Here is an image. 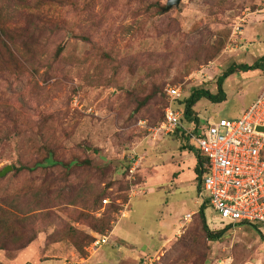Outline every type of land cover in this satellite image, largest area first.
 Segmentation results:
<instances>
[{
  "label": "rangeland",
  "instance_id": "obj_1",
  "mask_svg": "<svg viewBox=\"0 0 264 264\" xmlns=\"http://www.w3.org/2000/svg\"><path fill=\"white\" fill-rule=\"evenodd\" d=\"M27 1L29 14L0 0V50L16 57L13 64L0 52V170L11 167L0 201L30 203L34 216L24 240L11 237L14 245L0 250V264H264V226L226 225L199 191L185 154L195 144L149 131L162 120L167 88H178L172 105L183 110L193 89L216 94L229 66L264 55L263 1L181 0L167 12V0ZM251 18L260 34L247 43L241 26ZM262 86L263 73H234L223 82L226 99H200L198 124L184 126L200 132L239 118ZM46 156L74 164L21 169ZM37 186L60 193L35 200L25 191ZM99 189L106 204H94ZM202 198L209 230H224L217 241L202 228ZM103 217L112 237L94 231Z\"/></svg>",
  "mask_w": 264,
  "mask_h": 264
},
{
  "label": "built area",
  "instance_id": "obj_2",
  "mask_svg": "<svg viewBox=\"0 0 264 264\" xmlns=\"http://www.w3.org/2000/svg\"><path fill=\"white\" fill-rule=\"evenodd\" d=\"M165 95L168 104L163 119L149 131L156 137L181 129L190 136L207 160L200 191L221 222L232 228L243 224L264 226V89L239 118L208 123L200 132L182 126L181 112L172 105L180 97L178 88H167ZM105 242L106 237H102L96 244Z\"/></svg>",
  "mask_w": 264,
  "mask_h": 264
},
{
  "label": "trees",
  "instance_id": "obj_3",
  "mask_svg": "<svg viewBox=\"0 0 264 264\" xmlns=\"http://www.w3.org/2000/svg\"><path fill=\"white\" fill-rule=\"evenodd\" d=\"M16 1L19 3L20 7L27 9V11H26L27 14L32 12L31 11L32 7L30 6V4H28L27 0H16ZM35 4H37V3L35 2ZM1 31L3 32V30H1ZM14 48L16 49L15 46H14ZM0 52L1 53L4 52L5 54L7 53L6 55H8V57L11 59L10 63L16 64L15 63L16 57L13 55V53L10 49L5 50V51L0 50ZM16 52L21 53L17 49H16ZM59 52H60V49H58V51L56 53H59ZM255 70L264 74V55H262L259 58H256V60H254V62L251 64L241 63V64L229 66L225 70V72L222 75H220L216 80V86H217L216 94H211L209 91L204 90V89H193L187 98H185L184 100L179 102L180 105L183 106V110L176 108L177 110H179L181 112L182 126L185 129H187L184 126V124H186V125H193V124L197 125L198 124V118H197V115H196L194 108L200 99L205 98V99H208V100L215 102V103L223 102L226 99V94L223 90L224 79L228 78L229 76H231L237 72L246 73L248 71H255ZM162 119H163V117H162ZM193 130L195 132H198L196 130V127ZM175 133H180V134L184 135V137H186L187 140H189V135L186 134V132L184 130L177 129ZM187 150H188V153L193 154V156L196 159V164L194 167V173L196 175V181L199 183V191H200V189H201V187H200L201 186V184H200L201 177H202V175H204L207 172V160L199 152V150L196 147L188 146ZM84 162H86V161H84ZM73 164H74V162L64 164V163H61L59 161L53 160L52 156H46L42 162H37L32 168L23 167L21 169L32 171L36 168L61 165L64 167V169L66 171H68L70 169L71 165H73ZM68 187L71 188L72 184L68 185ZM25 192H27V195L28 196L30 195L31 198L35 199V200H56V198L58 197V195L60 193L59 190H57V192L54 193L53 190H51L47 186H45V187L37 186L35 188H32L29 192H28V190ZM27 195H21L20 197H27ZM105 196H106V192H104L103 189H99V190L95 191L94 204L100 205L101 200ZM19 202H20V200H16L15 197L14 198H12V197L4 198V199H1V201H0V250H5L6 247H8L10 245H14V244H11L9 242L10 239H12L13 237H15V241L22 242L25 238L24 231H25V228L27 227V222H30L32 216H34V215H31L32 209L29 208L30 203L20 204ZM205 204H206V201H203V204L198 211V215L202 219V222H203L202 228H203L204 232L206 233V236L209 240L217 241V240L222 238V236L224 234V230L216 231V232H212L209 230V228L206 224V221H205V217H204ZM26 207H28V209ZM16 226L19 227L18 230L16 231V233L18 235H16V233L14 232V227H16ZM93 228L95 229L94 231L97 232L98 234H101L102 232H104L105 229H107L109 231L112 230V227H110V224H109V219L105 218V217L101 218L100 220H96L95 223L93 224ZM32 241H33L32 238L27 239L26 243L24 245H21L17 249L18 250L23 249L24 247L28 246ZM263 241H264V239H263ZM263 244H264V242H263Z\"/></svg>",
  "mask_w": 264,
  "mask_h": 264
},
{
  "label": "crops",
  "instance_id": "obj_4",
  "mask_svg": "<svg viewBox=\"0 0 264 264\" xmlns=\"http://www.w3.org/2000/svg\"><path fill=\"white\" fill-rule=\"evenodd\" d=\"M253 18H251L250 20H248L247 21V23H246V25H244V26H241V39H245V41L247 42V41H250L251 39H253V37H255L254 35L255 34H260V33H258V30H259V28L260 27H258V26H256V24H255V22H254V20H252ZM248 43V42H247ZM246 44V43H245ZM253 45V44H252ZM253 47H254V45H253ZM252 53L251 52H246V54H245V56L246 57H252ZM263 55V53H261L260 55H258L257 57L259 58V57H261ZM264 89V86H262L260 89H259V91H258V93L255 95V98H254V100L256 99V97L262 92V90ZM253 100V101H254ZM245 111V109L241 112V114L243 113ZM240 114V115H241ZM195 127V126H194ZM199 132V131H198ZM189 140H191L192 142H193V140L190 138V136H189ZM194 143V142H193ZM196 147V146H195ZM185 154H191V153H187V152H185ZM192 156H193V154H191ZM192 162L194 163V165H193V170H194V167H195V164H196V159H195V157L193 156V160H192ZM182 175H184L181 171L180 172H178V173H176L174 176H173V179H174V184H180L181 182H182V180H181V176ZM200 193V192H199ZM123 215L124 216H122L121 218H128V216H129V214H128V211H127V209H126V211L125 212H123ZM186 215H189V214H186ZM185 215V216H186ZM120 218V219H121ZM120 219H119V221H120ZM184 219L186 220V218L184 217ZM118 221V222H119ZM186 221H188V219L186 220ZM118 224V223H117ZM177 226H180V223H178V225ZM114 229H115V227L112 229V231L110 232V234H109V237H112V233H113V231H114Z\"/></svg>",
  "mask_w": 264,
  "mask_h": 264
},
{
  "label": "water",
  "instance_id": "obj_5",
  "mask_svg": "<svg viewBox=\"0 0 264 264\" xmlns=\"http://www.w3.org/2000/svg\"><path fill=\"white\" fill-rule=\"evenodd\" d=\"M181 0H167L165 7L162 9L163 12L169 11L173 7H177ZM11 170L10 166H5L0 170V177H3L8 171Z\"/></svg>",
  "mask_w": 264,
  "mask_h": 264
}]
</instances>
